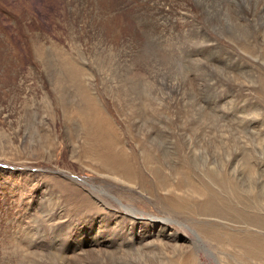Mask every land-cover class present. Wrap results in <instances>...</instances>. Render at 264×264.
<instances>
[{"label":"rangeland","instance_id":"obj_1","mask_svg":"<svg viewBox=\"0 0 264 264\" xmlns=\"http://www.w3.org/2000/svg\"><path fill=\"white\" fill-rule=\"evenodd\" d=\"M222 224L264 236V0H0V264H264Z\"/></svg>","mask_w":264,"mask_h":264},{"label":"bare ground","instance_id":"obj_2","mask_svg":"<svg viewBox=\"0 0 264 264\" xmlns=\"http://www.w3.org/2000/svg\"><path fill=\"white\" fill-rule=\"evenodd\" d=\"M138 16H140V15H138ZM147 18H149V17H147ZM95 126H96L95 132L92 131V136L95 138L98 145L101 146L100 152H99L100 153V159L98 160V162H102V164L110 171L109 173H111L112 176L118 177L120 180H122V181L124 180L130 184H134V182H135L134 179H136L138 176L137 175L138 170L136 167L137 163H135V159H133L134 156L132 154L127 153L126 151H124L123 148L120 147V140L118 139V135H114V134H113L114 136L112 134L109 135V134H107V133H109V130H108V132L104 131L105 128H103V126H104L103 120H101L99 124L95 123ZM106 135H108L110 138L105 142ZM164 176H165V172H164ZM67 187H69V186H67ZM173 192L176 193L174 190H173ZM179 197L180 196H178V198ZM213 198H215V197H213ZM111 199L114 201H117L116 203L118 205H120L123 209H129V207L123 205L120 201L115 200L114 197ZM164 199H166V197ZM211 206H213V205H211ZM217 209L218 208L213 206L210 208L209 212L217 213V211H216ZM131 210L133 213H135L134 215H140L141 219L146 218L147 220H149L151 222L154 221V222H158V223H161L164 225H169V222L171 220V219H167V218H159V217L151 216L149 214L142 213L135 208H132ZM241 223H243V226L246 224H247L246 226H249L248 223H245L243 221ZM246 226H245V228L239 227V228L233 230L232 228L231 229L226 228V226L224 224H222L220 226H214V225L212 226L211 225V226L200 227L199 230L201 233H204L209 239L216 242V244L217 243L218 244H226V245H229V246L234 247L236 249H240L241 251H243L249 255L256 256V257L262 256L264 258V236L260 235V233H258V232H254L252 230H249V231L246 230ZM247 229H249V228L247 227ZM130 247H131V245H130ZM145 247H146V245H145ZM150 248H152V247L150 246L149 249ZM180 264H199V263L195 259H194V261H192L190 257H186L184 260L180 261Z\"/></svg>","mask_w":264,"mask_h":264}]
</instances>
